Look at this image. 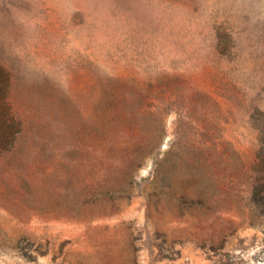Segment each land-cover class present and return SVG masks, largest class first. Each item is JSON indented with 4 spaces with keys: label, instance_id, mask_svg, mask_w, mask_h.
<instances>
[{
    "label": "rangeland",
    "instance_id": "1",
    "mask_svg": "<svg viewBox=\"0 0 264 264\" xmlns=\"http://www.w3.org/2000/svg\"><path fill=\"white\" fill-rule=\"evenodd\" d=\"M0 65V264H264V0H0Z\"/></svg>",
    "mask_w": 264,
    "mask_h": 264
},
{
    "label": "trees",
    "instance_id": "2",
    "mask_svg": "<svg viewBox=\"0 0 264 264\" xmlns=\"http://www.w3.org/2000/svg\"><path fill=\"white\" fill-rule=\"evenodd\" d=\"M9 75L0 65V151L9 150L20 131L19 121L8 100Z\"/></svg>",
    "mask_w": 264,
    "mask_h": 264
}]
</instances>
